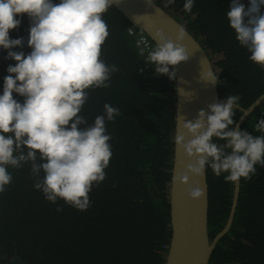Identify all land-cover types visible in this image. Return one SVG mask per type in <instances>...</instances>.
Returning a JSON list of instances; mask_svg holds the SVG:
<instances>
[{"label":"trees","instance_id":"1","mask_svg":"<svg viewBox=\"0 0 264 264\" xmlns=\"http://www.w3.org/2000/svg\"><path fill=\"white\" fill-rule=\"evenodd\" d=\"M154 1L203 45L215 66L220 99L238 96L237 105L246 108L264 91V69L249 59L250 53L229 26L226 13L231 0H194L190 12L184 9L185 0H174L167 7L166 0ZM17 18L21 24L9 35L22 37L24 46L12 50L27 55L30 19L27 14ZM103 19L109 36L101 58L118 70L109 87L88 90L80 115L91 125L96 116L104 115L105 103L120 110L114 121H106L112 151L106 178L93 186L90 206L82 211L62 199L48 201L34 187L30 163L10 167L12 182L0 193V264H164L170 238L174 79L155 74V66L146 59L156 45L136 27L129 32L132 24L114 5ZM142 39L144 43H138ZM7 52L0 47V94L8 66L16 64L6 59ZM13 96L23 103L24 97ZM240 114L236 107L234 121ZM261 118L264 99L239 127L261 135L254 128ZM214 142L225 141L214 138ZM225 175L206 170L210 238L223 227L230 210L233 182ZM208 264H264V167L257 165L250 180L239 179L231 225L216 241Z\"/></svg>","mask_w":264,"mask_h":264},{"label":"clouds","instance_id":"2","mask_svg":"<svg viewBox=\"0 0 264 264\" xmlns=\"http://www.w3.org/2000/svg\"><path fill=\"white\" fill-rule=\"evenodd\" d=\"M174 0H166L165 7ZM120 0H0V47L7 49L9 65L0 94V193L13 179L9 168L30 163L34 187L56 203L62 199L78 210L90 206L89 193L106 178L105 169L112 156L106 121H114L120 110L105 103L104 115L89 125L80 115L89 98V89L110 86L118 69L101 58L102 45L109 36L104 14ZM146 3L154 5L153 0ZM194 0H185L184 9L192 10ZM27 14L30 19L27 40L31 52L13 51L23 47L24 39L10 38ZM238 43L250 53L249 59L264 69V0H231L226 13ZM185 29L178 30L176 41L156 32L159 41L146 61L155 66L156 75L176 78L172 66L189 59L186 47L179 43ZM143 54V49H141ZM14 74V75H13ZM201 79L217 84L211 71ZM13 93L24 97L23 103ZM239 97L230 95L201 109L193 120L185 121L190 134L178 133L175 143L192 158L188 173L203 176L211 168L216 176L235 182L250 180L256 166L264 167V118L254 128L261 135L242 130L234 121ZM235 125V127H231ZM83 126V127H82ZM214 138L225 141L214 142ZM41 172L43 176L41 177ZM174 180L187 182V175ZM188 194L197 199L202 189L189 185ZM61 209L58 207L57 211Z\"/></svg>","mask_w":264,"mask_h":264},{"label":"water","instance_id":"3","mask_svg":"<svg viewBox=\"0 0 264 264\" xmlns=\"http://www.w3.org/2000/svg\"><path fill=\"white\" fill-rule=\"evenodd\" d=\"M149 6L146 0H120L114 5L132 24L153 41L159 42L156 32L162 30L166 36L176 41L178 30L183 27L185 35L179 43L186 47L189 59L172 66L176 72L174 79V130L173 155L168 187L170 238L164 256V264H208L216 241L229 229L237 202L239 180L233 182L230 210L223 227L212 238L208 230V183L206 172L203 176L188 173L191 162L184 149L175 143L178 133L190 134L184 129L185 121L193 120L201 109L224 101L218 97L217 84L201 79L203 71H211L216 76L215 66L200 41L177 18L153 0ZM217 83V79H216ZM264 99V91L246 108L239 107L241 114L236 119L239 126L244 118ZM235 127V125L233 126ZM187 175V182L173 177ZM189 185L202 189V195L193 199L188 194Z\"/></svg>","mask_w":264,"mask_h":264},{"label":"built area","instance_id":"4","mask_svg":"<svg viewBox=\"0 0 264 264\" xmlns=\"http://www.w3.org/2000/svg\"><path fill=\"white\" fill-rule=\"evenodd\" d=\"M133 27H134V26H131V27L129 28V30H128V31H129V32H132V31H133ZM141 42H142V43H144V39H142V40H141V41H139L138 43H141Z\"/></svg>","mask_w":264,"mask_h":264}]
</instances>
